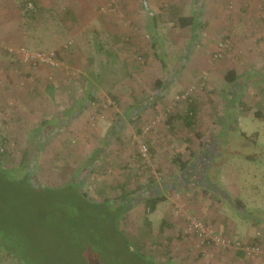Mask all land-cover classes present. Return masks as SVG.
I'll return each instance as SVG.
<instances>
[{
    "label": "rangeland",
    "instance_id": "374dc122",
    "mask_svg": "<svg viewBox=\"0 0 264 264\" xmlns=\"http://www.w3.org/2000/svg\"><path fill=\"white\" fill-rule=\"evenodd\" d=\"M21 1L0 0V91L3 88L7 90L6 87L10 89L0 99V133L21 146L31 139L33 131L44 119L54 115L63 121L67 119L68 123L64 126L59 120L58 126H64L61 131H47L49 139L36 158L39 171L34 172L33 180L40 183L44 179L38 177L45 172L49 178L52 177L47 181L57 176L58 187H63L66 180L79 171L80 179L85 181L84 191L103 200L104 194L111 198L119 195L120 190L113 188L117 183L134 187L135 180L140 179L145 184L151 181L153 184H147V188L164 195L166 200L151 212L140 196L131 199L129 211L122 220L125 234L130 236L129 242L117 232L113 213L110 218L100 208L93 209L85 201H75L68 190L53 194L50 183H46V191L36 189V186L1 183L0 264H148L145 249L141 256L132 253L131 249L137 251L139 236L150 229L149 236L145 238L146 250L161 260H169V264H177V225H181L177 224V216L184 222V228L191 216L203 219L214 232L220 221L233 229L236 223L233 225L229 221L233 219L239 224L243 218L225 199L218 200L212 194H204L203 183L207 179L218 187L236 192L248 212L264 216V41L263 46L255 43L260 38L257 35L264 34V19L257 11L255 14L253 11H239L244 18L239 19L237 26L241 31L233 38L239 37V41L245 44V50L234 43L232 35L218 39L216 30L207 33V28L200 33L199 39L196 38L200 42L198 45L197 40L192 41L188 36L191 33L189 29L180 28L177 23V40L176 34L169 37V47L161 48V58L173 63L171 73L176 69L177 77L183 80L177 82V94L164 102L158 96L162 90H157L154 82L157 75H162L165 84L169 85L173 77L158 69L161 65H152V72L146 71L142 76L139 70L138 78L131 81L135 85L133 90L128 86L130 81L123 77V72L131 68L133 61L130 59L140 66L147 65L146 53L133 49L131 44H125L124 53L119 54L122 57L109 65L113 72L105 77L96 94H87L90 87L84 88L85 85L94 84L96 88L98 82L97 79L85 78V72L91 71L88 66L93 71L100 69L103 57L93 59V64H82L70 55L78 53L75 48L78 49L83 42L84 34L86 37L92 33L77 30L81 27L77 22L74 34L67 35V30L60 31L58 26L54 27L55 22L57 25L62 22L56 16H47L41 23L42 28L32 31L21 17ZM58 1L63 3V0ZM106 1L103 0L96 9L102 15L115 11L101 10ZM28 7L33 5L28 4ZM202 13V19H205L207 13ZM248 24L254 25L256 31H244ZM173 28L175 26H172V31ZM225 40L228 47L221 57H217L215 53L219 43ZM21 45L38 50H56L61 60L60 67L30 66L5 48ZM97 47L94 52L98 51ZM165 51L168 52L166 55ZM126 58H129V63ZM222 59L241 63V80L234 86L222 74ZM209 65L214 70L211 71ZM142 67L140 69L143 70ZM41 70L43 76L39 74ZM189 74L193 81L182 87L187 82L184 77ZM242 79L246 80V86H242L245 82ZM210 83L216 86V93L211 92ZM110 87L118 100L107 94ZM175 88L173 86L170 92L175 93ZM164 90L166 93L167 88ZM185 92H190L193 99L201 92L200 119L205 126L197 123L193 129H177V146H174L168 141L172 133L166 126L167 122L157 118L166 109L174 115L176 109L186 108L187 101L176 100L177 95ZM155 103L156 107L153 106ZM144 106L146 109L141 113ZM256 111L263 115H255ZM107 118L115 121L114 125L125 123L120 138L111 139L110 133L106 132L101 140L99 122ZM148 125L153 126L144 132ZM138 127L142 128V133L138 132ZM141 134H144L150 151L148 159L144 160L135 141V136ZM185 139L189 142L183 141ZM156 143L162 157L159 162L154 153ZM181 146L196 153L191 165L197 167L192 176L180 180L182 183L173 187L174 183L170 184V181L175 174L184 173L173 160ZM190 151L185 152V159L192 157ZM93 163L95 166H91L95 171L90 174V164ZM125 200L129 202L130 199ZM183 232L186 234V229ZM126 242L128 246L124 245Z\"/></svg>",
    "mask_w": 264,
    "mask_h": 264
},
{
    "label": "crops",
    "instance_id": "0c3cea01",
    "mask_svg": "<svg viewBox=\"0 0 264 264\" xmlns=\"http://www.w3.org/2000/svg\"><path fill=\"white\" fill-rule=\"evenodd\" d=\"M102 1L103 0H63V3H60L58 0H33V2H31L36 4L38 11H41L40 15L43 17V19L40 21H45L47 16H56L57 18H60L62 22L58 25L55 22L54 27L58 26L60 31L67 30L69 32L67 35L74 34L73 28L77 22H80L81 24V27H78L77 30L92 33V36L91 34H88L86 37L84 34L83 42L80 44L78 43V49L75 48V51L78 50V53L74 54V52L70 55L71 58L74 56L79 59L82 64H90L93 59H97L98 57L100 58V56H102L103 60L108 58L110 65H113L119 58L122 57L119 56V54L122 52L124 53L126 47L125 44H131L132 47H134L133 49L140 51L142 54L146 53L147 60L145 62H147V65L144 63L145 66L142 65V67L138 65L134 59H130L133 61L130 63L131 68L125 69V73L123 72V77H128L127 81L130 82H128L129 85H127L133 90L135 85L132 84L131 81L138 78L137 73L139 70H141L142 76L146 73V71L148 73L150 71L152 72V65H161V67L158 66V69H162V72L164 71L167 76L171 78L173 77V82L165 86V89L167 88V92L163 97L164 102L170 101V99L175 94H177V82L178 80H183V78H180L179 76L177 77L176 69V71L174 70V73H171L173 69V63H168V67H163L160 59V55H163V53H161V48L169 47L167 44L169 37L171 38L172 35L176 34L177 40L178 17L193 14L196 15L197 19L195 21V26L193 28L186 27L191 32L188 36L191 37L192 41L199 39L200 33H203V29L207 28L205 29L207 30V33L216 30L218 33V39H222L227 35H232L234 43L238 47H244V50L245 44H242V42L239 41V37L233 38V35L237 36L235 33L241 31V27L237 26L239 19L241 20V18H244L242 14H239V11H253V14H255V11H257L256 13L264 19V0H121L120 5H117L115 11H112L109 15H102L99 11H96L97 7L100 3H102ZM203 11L207 13L205 19H202ZM227 11H234V13L229 14ZM82 17L85 21H83ZM249 20H251L250 17ZM172 26H175L173 31L171 30ZM35 27L37 28V26L34 25L30 30L36 31L37 29ZM245 28H243V30L249 31L250 33L254 30L256 31L254 25L251 27L248 24V26ZM165 33L167 38L164 36ZM257 36H260V38H257L255 43H259L260 46H263L264 34ZM173 41L175 40L173 39ZM197 41V44L199 45L200 42L199 40ZM171 42L169 43L171 44ZM96 46H99L98 48L100 49L104 48L105 51L102 53L94 52ZM157 48L159 54L157 53ZM164 53V55H166L168 52L166 53L165 51ZM71 60L74 61L75 59ZM127 60L129 63V58ZM222 60V74L225 75V73L232 69L237 72L236 82L232 84L230 83L231 86H234L239 80H241V63L239 64L238 61L232 63L230 59ZM88 67H90L89 69L91 71L88 70L85 72L84 77L90 79L91 81L96 80V75L99 70L97 69L93 71L91 66ZM140 67H142L143 70L140 69ZM208 68H210L211 71L214 70L212 65H209ZM42 71L43 70H41L39 74L43 76ZM110 71L113 72L112 68H110ZM114 72L117 73L116 69ZM255 73L256 71L254 74ZM39 74L37 75L38 77ZM192 78L193 77L190 74L188 77L185 76L184 80L186 79L187 82L182 84V87L191 83L193 81ZM246 78L249 79L250 77L247 75ZM157 79H163L162 75H157ZM51 83L54 85V82ZM245 83L246 80L245 82L243 81L242 86H244ZM173 86L176 87L175 93L170 92ZM210 86L211 92L214 93L217 90V88H215L216 86L213 83H210ZM88 87H92L93 91L87 94L94 95L97 91V89L95 90V86L90 85L89 83L85 85L84 88L89 89ZM84 88L82 90H84ZM6 89L7 90H4L3 88V90L0 91V99L5 91L9 93L10 89L7 87ZM53 89H55V87ZM230 93L231 91L228 92V94ZM79 94L81 93L79 92ZM200 95L201 92L194 99V104L197 111L195 123L187 125L183 120V117L187 113V108L183 107L176 109V112L174 113V119L171 122L172 124L169 126L171 129L170 132L172 134L168 137V141H171L174 146H177V129H193V127H196L197 123L205 126L203 123H201L202 120L200 119V115L202 114V109H199ZM15 96L19 95L15 94ZM202 99L204 100V97H202ZM145 109V106L142 107L141 113ZM52 117L58 118V116L54 115L50 118ZM130 120H132L131 117ZM114 122L115 121L110 120L109 118L100 120L99 126L101 131V140L102 135H104L106 132L110 133V136H112L111 139H114V137L120 138L125 123L123 125H114ZM126 124L128 123L126 122ZM161 129L164 128L161 127ZM183 141H188V139ZM194 144L197 145L196 143ZM154 148L156 160L159 162L162 157L159 154L160 151L157 149V143L155 144ZM186 151L190 150H187L186 147L184 148V146H181V148L179 147L178 155H181L183 159H185ZM160 161H162V159ZM175 171L177 172V170ZM177 190H179V188H177ZM229 192L236 196V192H234L232 189ZM229 223H232L233 225L236 223V227L233 226L232 229L226 226V223L220 221L217 227H215V233H218L222 236H230L233 238L248 240L251 242L258 241L264 244V216L253 215L251 213L249 218L243 217L241 221H239V224H237L236 221H233V219H231ZM177 224H181L180 226L177 225V264H264L262 257H248L241 249L236 247L224 248L211 246L202 250V247L197 243L198 241L194 236L191 234L188 236L187 233L184 234L183 230H185L186 227L184 228V222L178 216Z\"/></svg>",
    "mask_w": 264,
    "mask_h": 264
},
{
    "label": "trees",
    "instance_id": "16d2710c",
    "mask_svg": "<svg viewBox=\"0 0 264 264\" xmlns=\"http://www.w3.org/2000/svg\"><path fill=\"white\" fill-rule=\"evenodd\" d=\"M31 1L33 2V0H23L21 1V4H20V9H21L20 11L22 12L21 17L24 23L27 25V28L29 29H32L34 25H36L37 27H41L42 21L40 20L43 19V17L40 16L41 11H38V7L36 6V4L35 3L33 4ZM29 3L33 5L32 8L28 7ZM196 19L197 17L194 14L185 15V16L178 17L177 23L182 28H186V27L193 28L195 26ZM30 20H31V24L29 26L28 22ZM156 50L158 53L159 52L158 48ZM103 51H105L104 48H101V49L98 48L97 53H102ZM160 56L162 57V54ZM161 57L160 59H161L163 67H168L169 64L163 61ZM93 63L94 62L91 61V64ZM99 64L101 67L100 69H98L99 71L96 75L98 84L95 90L99 88L100 84L102 85L105 77H108L110 75V67H109L110 63H109L108 58H105V60H103ZM182 66L183 65H181V67ZM181 67L179 69H181ZM236 76H237V72L232 69L228 71L227 73H225L224 77L229 83L232 84L236 82L237 80ZM114 85L115 83L112 84V87ZM154 86L157 90H162L160 91L158 96L159 98H163L165 95V90H164L166 86L165 81L163 79H156L154 82ZM112 87H110L107 90V94L113 100H118V97L112 91ZM89 91L91 92L93 91V89L90 88ZM94 95H91V96H94ZM89 99L90 98H88L87 100ZM194 102L195 101L193 98H191L187 102L188 103V106L186 107L187 113L183 117V120L185 121L187 125H191L195 123L196 121L197 111H196ZM156 105L157 104L155 103L153 106L156 107ZM255 115L262 116L263 113L256 111ZM174 116L175 115L171 114V116L168 118V121H167L168 124L170 125L172 124L171 122L173 121ZM59 120L63 122L64 126L68 125L66 121L67 119L65 121H63V119L61 118L58 119L56 117L44 119L42 120L38 128H36L33 131L31 135V139H29L27 143L21 146L19 143H17L16 140L12 141V138L0 133V184L4 183L6 185H11V186L17 185L21 187L25 185L31 186V187L36 186V189L39 188V189L45 190L46 183H50L49 184L50 192H52L53 194L62 193L65 190H68L69 196L73 197L75 201H81V202L85 201L88 204V207H91L93 209L100 208V210L104 212L105 215H107V217H110V218H111L110 215H112L111 213H113V218L116 217V220H117L115 221L118 226V228L116 229L117 232L125 241L130 242V236L125 234V231L123 229L122 220L127 214V212L129 211V208H130L129 205H131V199L135 200V198H138V196H140L142 198L141 200L144 202L148 210L153 212L156 210L157 205L159 203L166 200V197L164 195H158L156 193H153L150 190L151 188H147V184H151L152 183L151 181H148L145 184V183H142V181L139 179V180H135L136 183L134 187H130L129 184H126V183H117V185L113 188L117 187V189H119L120 191H119L118 196H116L115 198L113 197L114 199L109 197L108 194L103 195V200L96 199L90 194H88L86 191H84L83 185L85 181L83 179H80V177L82 176L80 175L79 171L75 172L72 178L66 180L65 185L63 187H58L57 181L59 177L57 176L54 179L47 181V179H51L52 177L49 178V176L45 172H42L41 176L38 177L40 180L41 178H43L44 180H42L40 183L35 182L33 180V174L34 172L36 173L37 170L39 171L38 169L39 166L36 163V158L39 156L41 152H43L45 143L49 139L47 137V134H49L47 131L53 130V132H56V131L59 132L64 127V126H58L57 123ZM138 132L142 133V128L138 127ZM195 155H196L195 152H191V156H192L191 158L183 159L181 155H176L173 158L175 164L179 166L180 171L184 173L182 175L175 174L174 179L173 181H170V184L174 183L173 186H177V184L182 183L180 180L187 179L188 176L193 175L192 173H194L197 166L195 165L192 166L191 160ZM91 165L95 166L94 163L90 164V166ZM93 166L90 167L91 168L90 174L95 171ZM203 184H204V188H203L204 194H212L215 197H217L218 200H222L223 198L228 202V204L231 207H233L243 217L249 218L251 216V212H248L246 210V205L241 198L234 196L227 189L218 187L217 185L211 183L208 179ZM127 198L130 199L129 202L125 200ZM150 231L151 229L147 231L146 230L143 231L144 235L142 234L141 236H139L140 238L138 239L140 240L136 243L137 251H133L131 249V252L135 253L138 256L140 254L141 256L142 255L141 252H143L144 251L143 249H145L144 253L150 258V259L146 258V260L149 262L148 264H169L170 263L169 260H163V259L161 260L156 255H151L149 253V250H146L145 245H146L147 240H145V238L149 236ZM151 242L156 243V241H153V240H151ZM124 245L128 246V242H126V244Z\"/></svg>",
    "mask_w": 264,
    "mask_h": 264
},
{
    "label": "built area",
    "instance_id": "2783aa9c",
    "mask_svg": "<svg viewBox=\"0 0 264 264\" xmlns=\"http://www.w3.org/2000/svg\"><path fill=\"white\" fill-rule=\"evenodd\" d=\"M120 1L121 0H107L101 6V10L103 12L112 11ZM29 5L32 6L31 3H29ZM227 47V40L220 42L215 55L217 57H221L225 53ZM5 48L8 49L9 53L18 56L22 61L29 63L30 66L37 67L39 65H45L53 68H58L61 65V60L56 50H38L25 45H21L16 48L6 46ZM190 99V92H185L181 96H176V100L178 101L185 100L188 102ZM168 116L170 117L171 113L169 109H166L165 111L160 112V118L158 117L157 120L160 121V119H165V121L167 122L169 118ZM151 126L153 125L146 126L144 132H148ZM166 126L169 127L170 124L166 123ZM144 139V134L135 136L138 151L143 160L148 159L150 154L149 145ZM186 233L191 234L197 239L198 244L202 247V250L211 246L224 248L236 247L238 249H241L248 257L260 256L264 261V244L254 241L251 242L240 238H233L230 236H222L218 233L213 232L209 225L201 218L189 216L186 226Z\"/></svg>",
    "mask_w": 264,
    "mask_h": 264
}]
</instances>
